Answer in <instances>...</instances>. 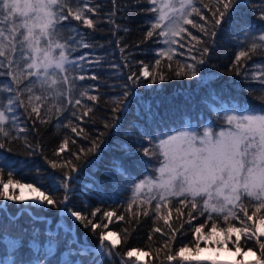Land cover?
I'll return each mask as SVG.
<instances>
[{"label":"snow or ice","instance_id":"6c2138e0","mask_svg":"<svg viewBox=\"0 0 264 264\" xmlns=\"http://www.w3.org/2000/svg\"><path fill=\"white\" fill-rule=\"evenodd\" d=\"M237 2L147 0L151 5L147 10L153 15L145 39L156 36L157 44L162 46L157 47L153 64L136 62L140 64L138 71L133 70L135 65L124 57V67L129 68L130 74L122 93L111 99V115L99 117L104 122L103 127L119 131V119L127 111L136 87H143L145 81L154 84L157 79L170 78L162 70L165 61L168 73L177 78L198 77L216 46L219 31L223 25L232 23ZM260 3L264 4V0ZM97 11V7L89 6V0H0V214L8 221L6 228L0 227V245L4 248L0 264H53L61 232L65 251L55 264H103L105 259L109 264H116L117 256L120 264H133L132 258L135 264H148L144 258L152 255L150 251L140 247H132L122 255L118 251L129 242L132 232L128 227L108 230L114 220L125 221L130 226L132 221L139 224L141 216L152 220L147 237L150 249L154 234H160L162 243L155 249L156 260L160 259L161 252L164 254L165 260L160 264L165 261L175 264L177 258L183 264H264V62L254 65L250 77L245 68L253 55H264V7L259 9L261 23L242 26L234 38L239 50L228 69L229 73L243 74L245 80L250 78L258 83V89L249 91H259L256 99L261 103L252 105L234 97L229 98V103H220L213 109L218 118L223 116L218 131L210 121L193 126L185 120L179 131L173 128L170 134L158 130L155 135L151 130L145 132L148 146L141 144V147L151 169L145 170L143 178L132 185L130 196L120 202L124 211L97 207L88 214L69 206V201L77 179L73 174L95 163L89 157L100 149L106 135L96 129L98 135L94 138L81 126L96 123L100 95L92 92L98 85L88 86L82 82L99 80L95 72L99 58L87 53L74 55L92 45L85 42L87 33L68 22L70 19L82 22L88 29L96 30L97 23L88 14ZM114 15L115 11L109 17ZM108 22L113 21L109 18ZM186 26L200 35H194ZM119 28L117 25V31ZM119 43L117 41L118 46ZM120 51L123 55L125 49ZM178 56L184 59L179 60ZM211 96L214 102L221 99L215 92ZM231 100L236 102L231 103ZM19 109L23 112L18 115ZM53 110L58 117L57 129H70L74 134L64 135L53 150L54 158L46 157L48 165L53 170H61L60 174L41 176L37 169L33 179L25 181L26 162L9 159L5 153L12 151V144L21 142L29 156L35 155L38 149L44 155L39 143L33 146L29 134L39 132L37 123L49 124ZM61 119L65 122L61 123ZM76 137L87 141L89 146L78 144ZM116 172L121 176L126 174L121 167H117ZM61 189L63 198L58 199L54 193ZM6 202L17 205L16 214L8 212ZM48 206L60 212L61 219L54 229L51 219L32 211H45ZM87 207L85 202V209ZM101 212L100 221L94 222ZM24 215L29 217L31 228L22 229L20 235L11 234L8 229ZM66 217L74 218L71 226ZM104 220L108 223H103ZM76 221L85 229L90 227L94 235L98 228L106 229L99 233V248L79 243L74 233ZM38 223L46 226L43 231L36 227ZM185 224L191 229V240L187 239ZM41 235L46 238L43 242ZM25 236L29 237L26 244ZM176 243L181 245L178 249ZM210 245L215 246L217 254L223 250L240 258L220 260L201 256L205 249L212 250ZM24 247L28 252L21 255ZM245 256L253 259H243Z\"/></svg>","mask_w":264,"mask_h":264},{"label":"trees","instance_id":"16d2710c","mask_svg":"<svg viewBox=\"0 0 264 264\" xmlns=\"http://www.w3.org/2000/svg\"><path fill=\"white\" fill-rule=\"evenodd\" d=\"M209 3L210 0H204ZM89 6L97 7L96 13H89L88 16L93 18L97 23L96 30L88 29L82 22L69 20L72 26H78L82 32L87 33L86 41L92 47L82 48L74 55L89 54L93 58H99V66L95 72L99 76L98 81L86 79L82 83L88 86L98 85V88L92 94L100 95V102L95 112L96 123H84L81 126L85 131L90 133L94 138L99 132H105L103 143L100 149L90 155L89 159L95 161L93 165L85 166L82 170L73 175L77 179L73 182V192L71 193L69 206L75 210H85L88 214L97 207L102 210L119 209L120 212L124 208L120 207V202L130 196V189L133 184L143 178L146 174V169L150 170L151 165L147 164L148 157H144L143 146L147 147V140L144 138V133L152 131L155 135L156 131L164 132L170 129L179 131L183 126V122L188 120L193 126L200 122H211L214 130H219V126L223 123V116L217 117L213 110L219 107L220 103H229V98L242 99L252 105H259L260 100L256 99L260 95L259 91L251 92L249 89H258L257 82L245 80L243 74L236 75L235 72L229 73V65L235 57V52L239 49L235 46L234 38H237L242 26L252 24H260L258 20L260 15L259 9L264 7L260 0H238L234 5L232 23L223 25L219 31L216 40V46L210 51V59L205 66L200 69V75L191 79L187 77H175L174 74L168 73L167 62L162 65V70L170 78L165 81H159L152 84L145 81L143 87H136L134 94L130 96L127 105V111L123 112L119 119V131L114 128L105 129L103 121L99 117L105 118L111 115V99L119 96L122 93L123 85L130 74V70L124 67V57L135 65V71H138L140 64L137 61H142L145 64H153L155 59V51L157 47L162 46L157 44V37L145 39L146 33L150 28L152 13L147 9L151 7L147 0H116L115 5L113 0H89ZM253 9H256L254 12ZM115 11V15L109 17V14ZM206 11V10H205ZM210 15V13H209ZM109 18L113 21L109 23ZM198 19V17L196 18ZM117 25L120 26L117 31ZM188 27L194 35H200L191 26ZM127 29V31H125ZM119 41V46L117 45ZM125 51L122 55L120 49ZM179 51H183L180 49ZM177 59L183 60V56H178ZM264 62V55H253L245 64V68L249 73L254 69V65ZM111 65H118L113 68ZM176 65L173 62V69ZM91 75V72L88 73ZM151 78H149L150 80ZM141 80H144L142 77ZM215 92L221 97L219 101L212 100L211 93ZM106 101L108 102L106 104ZM208 101V104L204 103ZM235 103L236 100H231ZM91 104V102H88ZM211 104L210 108L208 105ZM147 105V108L145 107ZM82 111V110H81ZM23 112V109L18 110V115ZM66 115V114H65ZM25 119L24 117H21ZM57 119L54 110L52 119L49 124L40 125L38 133H30L29 139L32 140L33 146L39 143L44 155L40 154L38 149L35 155L29 156L21 142L12 144V151L5 153L9 159L22 160L27 164L28 174L23 177L25 181H31L39 169L41 176H47L50 173H55L59 176L61 170H53L46 162L47 158L53 157V150L58 147L59 143L64 138L65 134L74 136L70 129H57ZM87 121L88 118H85ZM61 119V123H63ZM111 124L112 121L108 120ZM31 127V121H28ZM202 131V126L199 129ZM126 132L131 135H125ZM78 144H84L88 147L87 141H81L78 137ZM126 146V147H124ZM66 155V154H65ZM74 159V158H73ZM121 167L126 171L124 176L116 172V168ZM19 178V177H17ZM4 179H7V172L4 173ZM58 199L63 198V190L54 193ZM85 202L88 207L85 209ZM245 202H247L245 200ZM8 204V212L16 214L18 211L17 205L6 202ZM126 207V205H125ZM36 215H41L51 219L52 228H55L56 223L61 219L59 209L47 207V210L41 211L38 209L32 210ZM250 214V213H249ZM243 215V213H240ZM102 212L94 218V222L100 221ZM69 225H72L74 218L66 217ZM186 219V215H185ZM203 218H201L202 222ZM103 223H108L104 220ZM196 221L193 222L195 224ZM251 223V222H249ZM161 226L163 222H160ZM8 225L6 216L0 214V227ZM31 222L27 215L21 216L16 224L8 229L13 235L22 234L21 230L31 228ZM152 220L141 216L140 223L136 224L132 221L129 226L125 221H113L109 225L108 230L119 231L125 227L132 232L127 246L121 245L118 251L123 254L132 247H140L145 251H150L152 255L145 257L144 261L148 264H160L161 260H165L163 252L159 254L160 259L156 260L155 249L161 246L160 234H154V242L151 249L148 245V233L152 228ZM36 227L42 231L45 225L42 223L36 224ZM132 229H135L132 231ZM184 230L188 232V240H191V229L187 224ZM106 231L103 227L96 230L94 235L91 228L85 229L80 222L74 223V233L81 244H87L92 249L99 247V233ZM29 237L25 236V244ZM43 242L46 239L43 235L40 237ZM60 240L59 248L53 258V264L58 260L61 254L65 251V243L63 233L58 237ZM203 243L201 242V246ZM179 243L175 244V248H179ZM75 247V245L73 246ZM259 254L258 247L255 249ZM28 252L27 247L21 249L20 254L25 255ZM4 255L3 245H0V257ZM125 259H127L125 257ZM134 259L132 258V261ZM116 264H120V257H115ZM103 264H109V260L105 259ZM165 264H168L165 261ZM175 264H183L177 258Z\"/></svg>","mask_w":264,"mask_h":264},{"label":"rangeland","instance_id":"374dc122","mask_svg":"<svg viewBox=\"0 0 264 264\" xmlns=\"http://www.w3.org/2000/svg\"><path fill=\"white\" fill-rule=\"evenodd\" d=\"M202 247H203V245H202ZM210 247L212 248V250L209 251L208 249H205V251L201 253V256H212V257H215V258L220 259V260H231L233 258H240V257H234L232 253L225 252L223 250H221L219 252V254H217L215 251V246L210 245ZM97 248H99V247H97ZM133 259H134L133 264H135V258H133ZM243 259L251 260L253 258L251 256H245V257H243Z\"/></svg>","mask_w":264,"mask_h":264}]
</instances>
